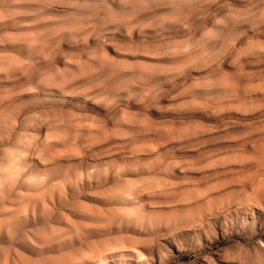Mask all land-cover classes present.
<instances>
[{"label": "rangeland", "instance_id": "374dc122", "mask_svg": "<svg viewBox=\"0 0 264 264\" xmlns=\"http://www.w3.org/2000/svg\"><path fill=\"white\" fill-rule=\"evenodd\" d=\"M0 264H264V0H0Z\"/></svg>", "mask_w": 264, "mask_h": 264}]
</instances>
